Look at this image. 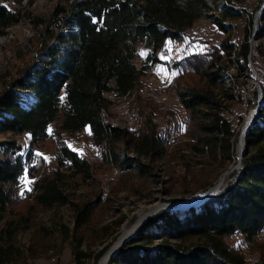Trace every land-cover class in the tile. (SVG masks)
<instances>
[{
    "label": "trees",
    "instance_id": "obj_1",
    "mask_svg": "<svg viewBox=\"0 0 264 264\" xmlns=\"http://www.w3.org/2000/svg\"><path fill=\"white\" fill-rule=\"evenodd\" d=\"M23 1L0 0V35L29 16L21 6ZM25 1L30 6L35 0ZM222 1L220 15L215 17L205 11L209 8L206 0H70L56 4L47 21L33 20L36 25L45 23L40 33L44 56L38 62L32 57L0 92V135H30L28 145L0 140V264H13L18 255L13 238L19 225L28 222L24 216L14 219L12 210L23 177L31 182V191L23 192L31 207L48 210L72 203L75 229L88 225L95 204L69 202L63 182L67 173L93 182L94 172L87 158L68 146L65 135L87 128L93 143L102 147L104 162L118 170H134L141 184L152 170L141 158L158 160L165 153L164 146L179 139L194 154H206L218 165L234 160L237 133L222 112L235 95L224 82L226 68L221 61L232 56L234 60L228 61L248 73L251 48L247 32L236 51L229 37L219 47L210 40L194 39L205 48L184 58H177L176 51L177 46L187 45L185 33L200 18L220 30H224L225 19L237 18L239 12L228 5L244 0ZM260 22L258 40L264 38V11ZM62 26L69 34L60 33ZM49 39L58 44L47 47ZM139 48L143 57L136 62ZM160 50L168 51V62L159 58ZM156 65L175 71L168 88L179 102L178 109L164 111L166 128L160 133L150 120L156 105L150 95L143 94V79L152 77ZM134 89L137 95L126 111L139 115L140 126H115L104 114L109 117L108 110L130 98ZM146 89L150 94L152 88ZM60 114L62 120L56 124ZM256 119L264 121V105ZM256 119L246 137L239 169L213 197L182 216L163 211L153 217L108 264H264V245L251 262L229 242L239 237L257 244L264 233V124ZM182 128L181 136L173 133ZM120 143L131 147L136 157L122 160L116 151ZM49 146L55 149L54 171L48 170L41 154ZM196 177L189 171L172 182L183 187L185 198L211 185L196 184ZM155 240H159L157 245Z\"/></svg>",
    "mask_w": 264,
    "mask_h": 264
},
{
    "label": "rangeland",
    "instance_id": "obj_2",
    "mask_svg": "<svg viewBox=\"0 0 264 264\" xmlns=\"http://www.w3.org/2000/svg\"><path fill=\"white\" fill-rule=\"evenodd\" d=\"M63 1L70 0H35L30 6L21 4L29 16L12 26L7 32L6 38L0 42V92L16 78L18 72L32 60V57H34V62L43 58L45 44L42 43L43 38L40 33L43 32L45 23L36 25L32 22L36 18L47 21L54 6ZM206 2L209 7L207 10L205 9L207 14L219 17V11L224 1L206 0ZM237 5L239 10L237 18L225 19L223 22L224 30L218 29L209 20L200 18L185 33L187 45L181 48L182 50L180 49L183 47L182 45L176 47L177 58H184L185 55L198 54L205 48L203 42L194 41V39L210 40L215 47H219L221 42L229 37L230 42L235 43L234 50L236 51L239 48L238 44L247 32L251 48L248 56L249 63H247L248 73L237 68L236 62L228 61V59L234 60L232 56L223 57L221 61V64L226 68L224 82L226 86L233 88L235 95V99L222 112L223 116L230 120L237 133L234 160L218 165L208 159L206 154L203 157L194 154L191 148L184 145V139H179L175 143L172 142L164 146L165 153L162 158L153 162L141 158L142 163L152 166L150 175L141 184L142 180L138 181L134 170L124 168L118 170L104 162L102 147L93 143L87 128L80 133L65 135L68 146L79 155L87 158L94 172L95 180L84 182L79 176L72 177L67 173L63 182L64 190L68 195L69 202L74 204L91 202L95 204L92 217L86 227L76 230L74 226L75 209L71 205L72 203L56 205L48 210L31 207V200H28L23 194L24 191H31V182L23 177L19 191L20 197L13 204L12 210L15 214L14 219L24 216L28 218V222L19 225L13 238V244L18 253L13 264H98L102 254L121 234L123 227L135 221L140 209H145L153 204L179 201L192 196L186 195L184 198L181 195L184 189L173 184L174 178L186 176L189 171H193L198 176L196 177L198 178L196 184H200V182L203 184L211 183L209 187H212L223 175L227 174V179L234 170L239 169L241 161L239 164L238 159H236L239 135L247 117L250 114L253 117L250 130L258 116V111L264 105L262 84L264 82V38L257 39L260 33V18L264 11V0H244L243 3ZM240 9L243 13H240ZM64 29H66L65 26H62L60 33ZM57 44L56 39H49L46 46L51 47ZM260 52H263V55ZM142 53V49L139 48L136 62L143 57ZM160 59L168 62L170 60L168 51L167 57ZM151 72L152 77L143 79V94L150 95L156 105L155 110L150 115V120L156 132L160 133L166 128L164 111L168 108L178 109L179 106L176 93L168 88V84L175 79L176 74L173 69L164 65L154 66ZM255 74L260 77L258 82ZM148 87L152 88L150 94L147 93L146 88ZM136 95L137 90L134 89L130 98H123L117 106L108 110L109 117L106 116V119L116 125L128 126L130 129L138 128L141 124L139 115L126 111L129 101ZM61 120L62 114L59 115L56 124H59ZM258 122L260 125L264 124V121ZM53 126V124L50 125L49 132L52 131ZM170 128L173 129L172 126ZM179 130V132L175 130L173 133L176 132V135L181 136L183 128ZM0 140H15L23 145H28L30 135L28 133L16 136L0 135ZM176 144L180 145L177 146ZM92 146L94 151L91 149ZM54 150L50 146L41 150L49 171H54L56 168ZM116 151L120 153L122 160L136 157L132 148L122 143L117 145ZM168 191L171 194L166 193ZM163 211L165 210L150 214L129 241L136 237L144 224ZM188 211L166 212L179 213L182 216ZM128 242L123 243L121 248ZM154 242L157 245L159 240ZM229 242L241 251L248 261L252 262L259 256L260 248L264 245V233L259 237L258 245L245 243L239 237H233ZM99 252L101 255L96 258L95 256Z\"/></svg>",
    "mask_w": 264,
    "mask_h": 264
},
{
    "label": "bare ground",
    "instance_id": "obj_3",
    "mask_svg": "<svg viewBox=\"0 0 264 264\" xmlns=\"http://www.w3.org/2000/svg\"><path fill=\"white\" fill-rule=\"evenodd\" d=\"M22 4H26V1L24 0L22 2ZM228 6L230 8H232L233 10H235V11H239L238 10V6H235V5H228ZM9 29H11V27L7 28L5 30V34L4 35H0V42H3V40L6 38L7 32L9 31ZM71 29H73V31L76 32V28L75 27H71L70 30ZM68 31H69V29L66 28V29H64V31L62 33L63 34H67ZM165 56L167 57V50H160L159 51V57L160 58H166ZM185 57H187V56H185ZM106 115H107V113L104 114L105 117H106ZM252 118L253 117H252L251 114L247 117L246 122H245V124H244V126L242 128V131H241V133L239 135V139H238V143H237L236 159H238L240 157V152H241L242 147H243V142L245 141V133H246L247 128H249L250 125H251ZM114 125H116V124H114ZM203 198H204V194H203V192H200V193L194 195L193 197H191L188 200L187 204H189V203L196 204V203L200 202ZM160 206H161V204H153V205H151V206H149V207H147L145 209H140L137 212V217H136L135 221L132 224L125 225L123 227V230H122L121 234L112 243V245L109 247V249L104 254H102V256L100 257V259L98 261V264H107L109 254L119 247L121 240L123 238H125L127 235L134 233L138 229V227L143 223V221L145 219H147L149 217V215L152 212H154ZM178 212H182V211L179 210Z\"/></svg>",
    "mask_w": 264,
    "mask_h": 264
},
{
    "label": "water",
    "instance_id": "obj_4",
    "mask_svg": "<svg viewBox=\"0 0 264 264\" xmlns=\"http://www.w3.org/2000/svg\"><path fill=\"white\" fill-rule=\"evenodd\" d=\"M248 132H249V128H247V130H246L245 138H246ZM244 146H245V141L243 142V147H242V150L240 152V157L238 158L239 164H240L242 155L244 153ZM226 177H227V174L223 175L222 178L215 185H213L212 187H209L206 190L199 191V192L195 193L194 195H196V194H198L200 192H203V194H204V198L200 202H198L196 204H193V203L187 204L188 200L191 197L194 196V195H192L189 198H186V199H183V200H179V201H168L166 203H162L161 206L158 207L151 214H154L155 212H157L159 210H165V211H179V210H181V211H188V210H190L192 208H199V206L203 205L205 202H207L211 197H213L218 192V190L220 189V187L223 185ZM137 230L134 233L127 235L125 238H123L121 240L119 247L116 250H114L113 252H111L109 254L108 260L110 258H113L117 254V252L119 251V249L121 248V246L123 245V243L128 242L129 239L131 237H133V235L137 232Z\"/></svg>",
    "mask_w": 264,
    "mask_h": 264
},
{
    "label": "built area",
    "instance_id": "obj_5",
    "mask_svg": "<svg viewBox=\"0 0 264 264\" xmlns=\"http://www.w3.org/2000/svg\"><path fill=\"white\" fill-rule=\"evenodd\" d=\"M235 6H238V5H235ZM240 13H243L241 9H240ZM197 51H198V46H197ZM185 56H186V55H185ZM165 57H166V56H165ZM259 79H260V77L258 76V74H256V81L258 82ZM254 84H256V83H254ZM115 126H117V125H115ZM91 149H92V150L94 149L93 146H92ZM93 151H94V150H93Z\"/></svg>",
    "mask_w": 264,
    "mask_h": 264
},
{
    "label": "snow or ice",
    "instance_id": "obj_6",
    "mask_svg": "<svg viewBox=\"0 0 264 264\" xmlns=\"http://www.w3.org/2000/svg\"><path fill=\"white\" fill-rule=\"evenodd\" d=\"M142 55H143V53H142Z\"/></svg>",
    "mask_w": 264,
    "mask_h": 264
}]
</instances>
